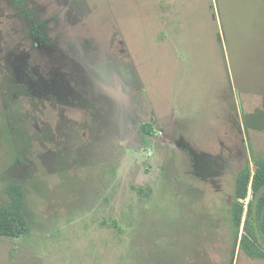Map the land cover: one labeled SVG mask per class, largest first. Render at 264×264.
I'll return each mask as SVG.
<instances>
[{
    "label": "rangeland",
    "instance_id": "1",
    "mask_svg": "<svg viewBox=\"0 0 264 264\" xmlns=\"http://www.w3.org/2000/svg\"><path fill=\"white\" fill-rule=\"evenodd\" d=\"M258 6L0 0V203L22 182L30 224L0 264H264L227 219L264 154Z\"/></svg>",
    "mask_w": 264,
    "mask_h": 264
},
{
    "label": "trees",
    "instance_id": "2",
    "mask_svg": "<svg viewBox=\"0 0 264 264\" xmlns=\"http://www.w3.org/2000/svg\"><path fill=\"white\" fill-rule=\"evenodd\" d=\"M262 0H253L256 6ZM259 7V6H258ZM257 7V8H258ZM260 8V7H259ZM256 9V8H255ZM250 22L260 25L264 16L248 15ZM242 37L241 40L247 38V34L254 36L258 32L256 30L239 31ZM231 42V38H229ZM240 40V42H242ZM259 80V79H258ZM246 124L248 130L249 119L246 117ZM256 155V154H255ZM254 155L257 166L256 173L253 179V198L249 203V209L245 221V233L240 240V250L254 258L264 259V248H262L261 241L264 242V154ZM250 179V170L247 169L242 175L241 182L243 186L234 196L231 206L230 214L227 217L231 225V235L234 239L231 252L234 253L236 243L241 235V226L243 222V215L245 211L244 202L242 198L245 197L246 185ZM6 193L9 195V202L6 204L0 203V237L12 236L17 237L21 235H28L30 233V224L26 214V189L22 182L15 181L7 185ZM232 253V254H233Z\"/></svg>",
    "mask_w": 264,
    "mask_h": 264
},
{
    "label": "water",
    "instance_id": "3",
    "mask_svg": "<svg viewBox=\"0 0 264 264\" xmlns=\"http://www.w3.org/2000/svg\"><path fill=\"white\" fill-rule=\"evenodd\" d=\"M238 240L240 241V237H239ZM237 248H238V241H237V244H236V248H235V250H234V254H236V250H237Z\"/></svg>",
    "mask_w": 264,
    "mask_h": 264
}]
</instances>
